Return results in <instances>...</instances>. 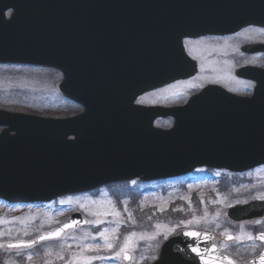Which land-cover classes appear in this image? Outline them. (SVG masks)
I'll list each match as a JSON object with an SVG mask.
<instances>
[{
	"label": "water",
	"instance_id": "water-1",
	"mask_svg": "<svg viewBox=\"0 0 264 264\" xmlns=\"http://www.w3.org/2000/svg\"><path fill=\"white\" fill-rule=\"evenodd\" d=\"M7 10H13L10 18ZM0 12V63L61 71V93L84 109L69 118L0 109L1 199L50 201L111 182L176 177L202 166L243 172L264 164V70L237 71L257 82L251 98L212 86L184 107L135 104L140 95L195 74L184 38L233 24H241L236 29L264 25V0H0ZM169 116L175 119L171 129L154 126ZM226 217L264 218V200L231 207ZM72 220L81 223L62 237L87 225L80 213L64 224ZM186 231L198 230L176 231L152 264H203ZM223 253L238 264H264V250L244 261Z\"/></svg>",
	"mask_w": 264,
	"mask_h": 264
},
{
	"label": "rangeland",
	"instance_id": "rangeland-1",
	"mask_svg": "<svg viewBox=\"0 0 264 264\" xmlns=\"http://www.w3.org/2000/svg\"><path fill=\"white\" fill-rule=\"evenodd\" d=\"M62 78L61 72L51 68L0 64V109L66 117L68 113L78 110V106L59 91L58 85ZM201 83L200 80L178 85L171 83L169 84L171 86H165L167 89H163L164 91L155 94L148 92L140 96L138 102L147 104L178 102L187 99ZM154 96L158 98L153 100ZM173 123L171 118H162L155 121V126L169 129ZM220 184L221 187L226 186L227 191L221 192ZM261 195H264V166L239 174L201 168L189 175L167 180L147 182L130 180L108 184L92 192L66 195L49 203L30 206L7 205L6 202L1 201L0 218L13 222L0 224V233H8L11 230L10 234L0 235V244L33 239L35 237H32V233L50 232L72 212L81 213L88 221H104V223L98 225L90 223L87 228L71 232L56 243H46L39 248L22 250V255H17V251L11 253L12 251L6 248H0V264H8L9 261H15V264H45L48 260L52 261V264H66L73 254L87 257L112 256L119 251L125 238L133 232L137 233L133 238L135 264H148L157 258L158 249L165 236L168 237L180 228L208 227L211 222L216 221V217H221L227 208L259 199ZM117 211L120 215H115ZM182 221H192V223H181ZM156 224H160L161 228L157 229ZM105 228L118 229L108 234L114 243L111 250L104 246L103 240L99 237L96 240L91 239L90 236L86 240L81 239L87 234L96 235ZM223 228L224 231L229 230V227ZM25 231L28 235H24ZM244 235L245 239L240 243L246 244L249 241L246 239V234ZM150 236L156 238L149 239ZM65 244L71 247L61 251L62 245ZM84 244H99L100 247L82 253L77 245ZM238 247L239 245L236 244H228L224 249L235 255ZM47 249H53L54 253L61 252L64 259H58L55 254L45 256ZM4 252L6 255L3 258ZM29 252L33 254V260L30 262L26 259ZM91 264L125 263L122 259H96L92 260Z\"/></svg>",
	"mask_w": 264,
	"mask_h": 264
},
{
	"label": "flooded vegetation",
	"instance_id": "flooded-vegetation-1",
	"mask_svg": "<svg viewBox=\"0 0 264 264\" xmlns=\"http://www.w3.org/2000/svg\"><path fill=\"white\" fill-rule=\"evenodd\" d=\"M10 14L11 12L7 11L8 17ZM261 29H264V26L248 25L234 31H224L214 34L211 33L201 37L184 39L183 45L185 51L192 60L187 63L188 67L191 69L195 66L197 68V72L194 76L184 78L172 85L177 83H191L197 80L202 82L201 85L197 87L187 99H183L178 102H154L149 104L140 103L138 100L137 102L144 105H184L191 96L201 92L210 85L220 86L223 89L239 96L249 97L253 95L256 83L253 80L238 76L237 70L244 67H254L259 70H264V51L249 48V46L264 44V31H261ZM226 48H231L233 50V57L218 58L211 55L212 53H221ZM169 60V57H167L166 62ZM227 61H229V63H227ZM212 62L214 70L209 69ZM216 63H221L220 69L215 66ZM223 76L227 78H222ZM166 87L154 88L150 93L155 94ZM154 99L155 98H153V100ZM224 215L225 214L223 213L221 217H216V221L211 222L208 227H204L201 230L211 232L215 237V244L219 246H222L225 243L239 245L236 250L237 253H235L236 256L231 253L230 254L240 260H247L259 255L263 250V245L259 240L249 241L246 244H238L235 240L226 241L225 233L227 232L233 236L240 235L242 234L241 226H243V234L247 235L248 233H251L254 236L258 235L259 233L264 232V218H256L249 221H232L225 218ZM255 221H261V223L256 224ZM223 227H229V230L224 231ZM222 250L228 252L224 248H222ZM231 252L233 253V251Z\"/></svg>",
	"mask_w": 264,
	"mask_h": 264
},
{
	"label": "snow or ice",
	"instance_id": "snow-or-ice-1",
	"mask_svg": "<svg viewBox=\"0 0 264 264\" xmlns=\"http://www.w3.org/2000/svg\"><path fill=\"white\" fill-rule=\"evenodd\" d=\"M3 13L0 12V15ZM261 31H264V29H261ZM135 183V182H133ZM259 199L264 200V195H261L258 197ZM61 203H64V201H61ZM239 203V201H238ZM189 204H191V201L189 200ZM181 210L182 209H178ZM160 211H163V209H160ZM207 215V213H205ZM115 215H120V213L117 211L115 212ZM219 213H217V216ZM129 216H131V213H129ZM151 217H149L150 219ZM15 220H19L20 218H14ZM13 221H9L5 218H0V224L3 223H12ZM81 221L77 220H72L69 223L64 224L62 227L56 229L55 231L52 232H47V233H42L41 235L37 236L35 239L32 240H18L15 242H7L6 244H0V248H6V249H15L17 250V255H22V250L24 249H32L36 245L48 241V240H57L61 239L62 234L66 232V230L73 228L74 226L80 224ZM83 223H94V224H100L104 223V221H83ZM181 223H192V221H187L184 222L182 221ZM256 224L261 223V221H255ZM155 227L157 229L161 228L160 224H156ZM242 227V234L233 236L231 234H228L227 232L225 233V239L226 241H237V243L242 242L245 239V235L243 234V226ZM113 231H118V229H108L105 228L102 231L98 232L96 235H91L87 234L85 237H82V240H86L89 238L96 240L97 237L103 240L104 246L111 250L114 247V243L110 240L109 238V233ZM11 230H9L8 233H0V235H5V234H10ZM184 235L192 238L195 241L194 245H189L191 248V251L196 254V256L199 257V259L203 262V264H238L237 261L232 260L228 255L224 254L222 251V248L228 247V244L225 243L222 246H217L215 244V237L209 235L208 233H202L198 231H186L183 233ZM24 235H28V232L25 231ZM137 236V233H131L129 236L125 238L124 244L120 247L119 251L115 252L112 256H94V257H87L83 255H75L73 254L72 257L66 262V264H91L92 260L100 259H122L129 261V264H135L136 258L133 255L135 248L133 246V238ZM141 238L143 239V235H141ZM149 239H155L156 236H150L148 237ZM73 239H75L73 237ZM165 239H167V236H165ZM246 239L248 241H253V240H259L261 242H264V232L259 233L258 235H253L251 233H248L246 235ZM206 241H212V243L209 245V247L202 248L201 243L206 242ZM71 245H62L61 251H63L64 248H70ZM78 248L81 249V252L85 251H93L96 250L100 247L99 244L92 245V244H84V245H77ZM55 254L58 259H64V256L61 254V252H55L53 249H47L45 251V256H51ZM27 261H32L33 260V254L29 252L26 256ZM143 259V257H141ZM260 260L264 261V254H261ZM8 264H15V261H9ZM45 264H52V261L48 260L45 261ZM251 264H257L256 261H252Z\"/></svg>",
	"mask_w": 264,
	"mask_h": 264
},
{
	"label": "bare ground",
	"instance_id": "bare-ground-1",
	"mask_svg": "<svg viewBox=\"0 0 264 264\" xmlns=\"http://www.w3.org/2000/svg\"><path fill=\"white\" fill-rule=\"evenodd\" d=\"M221 49H222V48H221ZM211 55H212V56H216V57H218V58H220V57L230 58V57H233V50H232L231 48H226V49H224L221 53H217V54L212 53ZM227 63H229V61H227ZM215 66H216L218 69H220V67H221V63H216ZM209 69H210V70H214L213 62H212V64L210 65ZM178 84H180V83H177L176 85H178ZM165 89H167V88H165ZM165 89H164V90H165ZM164 90H162V91H164ZM156 96H157V95H156ZM152 98H155V99H156V98H158V97H152Z\"/></svg>",
	"mask_w": 264,
	"mask_h": 264
},
{
	"label": "trees",
	"instance_id": "trees-1",
	"mask_svg": "<svg viewBox=\"0 0 264 264\" xmlns=\"http://www.w3.org/2000/svg\"><path fill=\"white\" fill-rule=\"evenodd\" d=\"M221 189H223V188H221Z\"/></svg>",
	"mask_w": 264,
	"mask_h": 264
}]
</instances>
